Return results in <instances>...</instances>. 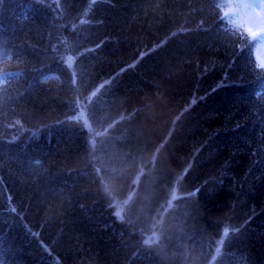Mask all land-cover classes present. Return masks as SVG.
<instances>
[{
    "label": "trees",
    "instance_id": "16d2710c",
    "mask_svg": "<svg viewBox=\"0 0 264 264\" xmlns=\"http://www.w3.org/2000/svg\"><path fill=\"white\" fill-rule=\"evenodd\" d=\"M232 2L0 0V264H264V41Z\"/></svg>",
    "mask_w": 264,
    "mask_h": 264
},
{
    "label": "rangeland",
    "instance_id": "374dc122",
    "mask_svg": "<svg viewBox=\"0 0 264 264\" xmlns=\"http://www.w3.org/2000/svg\"><path fill=\"white\" fill-rule=\"evenodd\" d=\"M236 2L238 4H236ZM232 4V8L240 12L239 17L245 22L247 27H249L248 30L253 36L264 41V36H262L264 35V0H233ZM256 54L258 61L264 63V45L258 49ZM79 118L84 119L85 114L81 113ZM155 240L156 236H153L149 238L148 242H155Z\"/></svg>",
    "mask_w": 264,
    "mask_h": 264
}]
</instances>
